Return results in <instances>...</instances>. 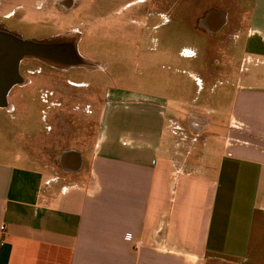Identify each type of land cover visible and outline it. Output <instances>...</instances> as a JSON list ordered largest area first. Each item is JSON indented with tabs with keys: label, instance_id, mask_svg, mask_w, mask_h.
I'll use <instances>...</instances> for the list:
<instances>
[{
	"label": "crops",
	"instance_id": "obj_1",
	"mask_svg": "<svg viewBox=\"0 0 264 264\" xmlns=\"http://www.w3.org/2000/svg\"><path fill=\"white\" fill-rule=\"evenodd\" d=\"M148 1L0 0V15L21 23L55 3L67 14ZM233 1L196 19L221 37L225 60L238 50L217 105L188 103L179 117L176 102L166 118L135 107L123 135L105 132L84 156L64 150V175L0 160V264H264V63L239 68L264 59V0Z\"/></svg>",
	"mask_w": 264,
	"mask_h": 264
},
{
	"label": "rangeland",
	"instance_id": "obj_2",
	"mask_svg": "<svg viewBox=\"0 0 264 264\" xmlns=\"http://www.w3.org/2000/svg\"><path fill=\"white\" fill-rule=\"evenodd\" d=\"M233 3L150 0L135 8L112 4L93 10L85 4L67 14L55 3L51 15L41 14L37 21L33 18L39 15L21 23L0 15V28L21 38L72 41L82 61L22 58L21 82L0 108V160L64 175V150L77 149L84 156L105 132L123 135V115L135 107L163 110L166 118L176 102L179 117L193 110L184 107L188 103L217 105L238 50L225 60L221 37L205 34L196 19L210 5L230 9ZM158 9L161 14H152ZM247 13L242 19L248 24ZM69 24L74 29L65 33Z\"/></svg>",
	"mask_w": 264,
	"mask_h": 264
},
{
	"label": "water",
	"instance_id": "obj_3",
	"mask_svg": "<svg viewBox=\"0 0 264 264\" xmlns=\"http://www.w3.org/2000/svg\"><path fill=\"white\" fill-rule=\"evenodd\" d=\"M26 56L73 65L81 63L75 46L70 42L21 38L10 30L0 28V108L6 106L11 88L21 81L18 67Z\"/></svg>",
	"mask_w": 264,
	"mask_h": 264
},
{
	"label": "built area",
	"instance_id": "obj_4",
	"mask_svg": "<svg viewBox=\"0 0 264 264\" xmlns=\"http://www.w3.org/2000/svg\"><path fill=\"white\" fill-rule=\"evenodd\" d=\"M260 63H264V59H260V58H253V57H250V56H244L241 58L240 60V70H243L246 68V66L248 64H260ZM160 107H163V105H159ZM163 112V110H162ZM168 124H169V128H170V131L173 133V134H176L178 133L179 131H181V128L172 120H168ZM3 227L0 226V229H2Z\"/></svg>",
	"mask_w": 264,
	"mask_h": 264
},
{
	"label": "flooded vegetation",
	"instance_id": "obj_5",
	"mask_svg": "<svg viewBox=\"0 0 264 264\" xmlns=\"http://www.w3.org/2000/svg\"><path fill=\"white\" fill-rule=\"evenodd\" d=\"M49 41H52V42H70V43H72V41H70V40H49ZM72 44H74V43H72ZM44 59V58H43ZM48 60V59H47ZM52 61V60H51ZM54 62H56V61H54ZM82 62V61H81ZM58 63H60V62H58ZM63 64H66V63H63ZM21 82V81H20ZM19 84V83H18Z\"/></svg>",
	"mask_w": 264,
	"mask_h": 264
}]
</instances>
